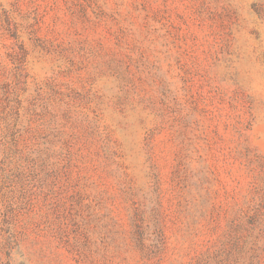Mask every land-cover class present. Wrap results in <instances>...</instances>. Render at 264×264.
Instances as JSON below:
<instances>
[{
    "label": "rangeland",
    "instance_id": "obj_1",
    "mask_svg": "<svg viewBox=\"0 0 264 264\" xmlns=\"http://www.w3.org/2000/svg\"><path fill=\"white\" fill-rule=\"evenodd\" d=\"M0 264H264V0H0Z\"/></svg>",
    "mask_w": 264,
    "mask_h": 264
}]
</instances>
